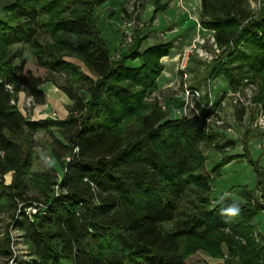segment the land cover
Wrapping results in <instances>:
<instances>
[{
  "label": "trees",
  "instance_id": "16d2710c",
  "mask_svg": "<svg viewBox=\"0 0 264 264\" xmlns=\"http://www.w3.org/2000/svg\"><path fill=\"white\" fill-rule=\"evenodd\" d=\"M104 1L0 0L7 3L0 15V218L8 216L23 233L30 258L15 263L186 264L203 250L216 264H264L263 237L255 236L253 225L264 212V183L258 184L262 202L252 203L254 192L242 188L245 204L222 196L211 206L221 168L247 153L225 157L204 173L201 145L212 146L218 135L208 133L198 116L171 118L172 102L166 112L147 102L158 91L161 61L174 40L142 52L144 31L168 4L155 0L150 26L137 30L129 49L115 57L95 17ZM143 1L137 0L141 8ZM260 3L254 11L250 0H201L199 24L214 32L222 50L206 64L204 82L223 78L232 90L255 83L256 101L264 107V0ZM19 45H28L50 76L25 71V58L12 51ZM136 60L140 67L127 66ZM55 74L69 83L60 86L71 102L68 117H25L19 95L46 105L41 87ZM203 98L208 101V94ZM39 132L51 138L49 162L33 172ZM234 203L239 214H223ZM166 223L175 228L165 230ZM14 257L7 230L0 235V259L9 264Z\"/></svg>",
  "mask_w": 264,
  "mask_h": 264
},
{
  "label": "rangeland",
  "instance_id": "374dc122",
  "mask_svg": "<svg viewBox=\"0 0 264 264\" xmlns=\"http://www.w3.org/2000/svg\"><path fill=\"white\" fill-rule=\"evenodd\" d=\"M154 2L155 0L143 1L141 2L143 6L141 8L137 0H105L97 7L95 11L97 25L112 56L117 57L125 53L130 47L123 46L122 24L128 20L134 21V27L132 28L133 36L136 35L137 30L145 26H150L153 18ZM163 2H168V10L165 13H159L153 21L152 26L144 31V35L148 36V39L142 44V52L159 43L171 42L174 40L177 44L176 48L174 47L171 52L172 56L175 49L179 50L185 48V52V50L199 37L205 40L209 38V31H204L199 25L200 7L198 0H182V2L179 0H164ZM6 4V2H0V15ZM250 4L254 11H258L261 6L260 0H250ZM208 50H210L209 47ZM12 51H20L23 58H25V71L30 70L39 77L50 76L44 68L37 65L28 45L15 46ZM182 55L178 59V63L174 69L165 63L164 71L165 69L167 71H172L171 74H173L175 78L174 84L166 90L158 88L157 92L150 94L147 98V102H157L160 108H162L163 105L167 106L169 102L174 103L175 106L182 107L184 106V99L186 98L185 89L187 87L200 89L204 94H208L209 97L211 95L214 98V102H216L214 109L215 114H213V119L206 124V128L208 133H215L218 135L214 144L220 146L222 150H218L214 144L212 146L206 144L201 145V149L207 156L204 173H211L225 157L235 155L241 156L247 153L245 157L238 158L221 168L220 176L216 177L212 183L213 190L210 194L211 206L213 208L215 202L222 196H226L239 204H245L246 201L239 197L242 188L247 189L249 192H254L255 199H252V203L258 200L262 202L260 192L258 191V184L260 182L264 183V124H260L259 120H264V107L261 103L256 101V96L259 93L258 86L255 83H249L237 90H232L229 87H225L224 89L219 88L218 90L220 79L213 80L211 82L212 84L204 82L206 79L205 66L210 62L204 61L198 56H193L190 60L185 70L188 76L185 78L180 71L183 58ZM69 60L80 65L84 72L87 73V70L79 61L73 59ZM141 65V60L129 61L127 63L128 67H140ZM164 77H166V75L163 72L158 82L161 83ZM53 79L52 82H47L44 86L55 87L61 91L60 86L69 84L64 75L55 74L53 75ZM61 92L64 93L63 91ZM228 92H239L243 102L241 103L237 97H228ZM203 102L208 103L209 100L205 101L203 98ZM39 106L40 105L34 104L30 106L27 98H20L19 95L18 108L25 117L32 119L35 109ZM44 112H48L49 116L56 114V118H59L57 111L50 106L46 108ZM199 112L201 115L202 112L203 115H205L207 111L199 110ZM195 114L196 110L193 109L190 112L191 118ZM56 136H58L57 133ZM35 142L37 157L32 169L33 172L47 169L51 138L46 132H39L35 136ZM231 142H233V145H230ZM57 172H60L59 168ZM11 180V174L7 175L6 182L10 183ZM253 225L257 230L255 236H262V243L264 244V212L259 213L255 217ZM162 227L165 230L171 231L175 228V225L174 223H166L162 225ZM7 230L12 238L15 250L14 260L9 264H16L15 259L19 262L26 261L29 263V247L23 237V233L19 230H15L8 216H3L0 218V235H5ZM226 257H229L227 252ZM216 263L217 261L213 260L210 255L203 250L198 251L186 262V264ZM0 264H6V262L0 259ZM63 264L72 263L70 261H65Z\"/></svg>",
  "mask_w": 264,
  "mask_h": 264
},
{
  "label": "built area",
  "instance_id": "2783aa9c",
  "mask_svg": "<svg viewBox=\"0 0 264 264\" xmlns=\"http://www.w3.org/2000/svg\"><path fill=\"white\" fill-rule=\"evenodd\" d=\"M182 2V0H179ZM200 25V24H199ZM134 27V21H125L122 24V36H123V46H130L133 42V32L132 28ZM201 28V27H200ZM206 31V30H204ZM210 35L208 39H203L201 37L197 38L184 52L182 55V65H181V73L186 78L188 75L185 72L187 68V64L189 62V59L193 56H198L202 58L204 61L212 62L214 59L218 58L222 53V50L218 47L215 38H214V32L209 31ZM208 47L210 50H208ZM9 90H12L10 86H6ZM186 98L184 99V106H174L171 109V118L173 119H183V118H191L190 112L195 109L196 114L194 116H198L199 118L205 120L206 124L213 119L215 114V106L216 102H214V98L210 95L209 102H203V96L204 92H202L200 89H195L191 87H187L185 89ZM229 93V92H228ZM228 97H237L241 103L243 102L241 100V94L239 92H232L227 94ZM25 98H27L25 96ZM28 103L30 106L33 104V100L31 98H27ZM223 104V102H222ZM195 105V106H194ZM163 111H168V107L166 105L162 106ZM200 111H207L205 115H202L199 112ZM193 116V117H194ZM49 117L56 118V114H52ZM260 124H264V120H259ZM49 160V159H48Z\"/></svg>",
  "mask_w": 264,
  "mask_h": 264
},
{
  "label": "crops",
  "instance_id": "0c3cea01",
  "mask_svg": "<svg viewBox=\"0 0 264 264\" xmlns=\"http://www.w3.org/2000/svg\"><path fill=\"white\" fill-rule=\"evenodd\" d=\"M194 1H197V0H194ZM200 1L201 0H198L199 7H200ZM176 44H177V42H174V47L175 48H176ZM184 49L185 48L179 49V50L175 49V52H174V54L172 56L170 54L168 57L163 58L162 59V63L164 65V68H165V65H166L165 63H167L170 67H172L174 69V67L178 63V59L181 57L182 53L184 52ZM188 64H189V62H188ZM171 73H172V71H167L165 69L164 74L166 75V77H164L161 80L162 81L161 83L158 82L159 89L166 90V89L170 88L174 84L175 78H174V75L171 74ZM219 79H220V83L218 85V90H219V88L220 89L221 88L224 89L225 87H228V84L226 83L225 79H223V78H219ZM191 88H194V87H191ZM41 91L43 93H45L47 102H46V105H41V106L37 107V109H35L34 116H33L32 119L34 121H37V120H41V119H45V118L49 117V113L48 112H44L46 108H49V106L52 109H54L55 111H57L58 116H59L58 119H60V120L66 119L68 117V115H69L68 111L66 110V106L70 105V101H69L68 97L64 93L59 91L57 88H55V87H50V86H48V87L46 86L45 87L43 85L41 87ZM218 92H216V93H218ZM23 97H25V94H20V98H23ZM11 179H12V175H11Z\"/></svg>",
  "mask_w": 264,
  "mask_h": 264
},
{
  "label": "clouds",
  "instance_id": "9594fccd",
  "mask_svg": "<svg viewBox=\"0 0 264 264\" xmlns=\"http://www.w3.org/2000/svg\"><path fill=\"white\" fill-rule=\"evenodd\" d=\"M240 212V208L238 204H232L231 206H228L226 209L223 210V214H226L228 216H237Z\"/></svg>",
  "mask_w": 264,
  "mask_h": 264
}]
</instances>
